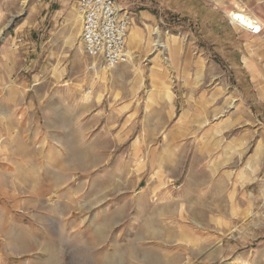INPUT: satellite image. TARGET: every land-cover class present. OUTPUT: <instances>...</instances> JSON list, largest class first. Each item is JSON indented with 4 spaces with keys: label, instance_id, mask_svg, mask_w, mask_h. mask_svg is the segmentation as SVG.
<instances>
[{
    "label": "rangeland",
    "instance_id": "1",
    "mask_svg": "<svg viewBox=\"0 0 264 264\" xmlns=\"http://www.w3.org/2000/svg\"><path fill=\"white\" fill-rule=\"evenodd\" d=\"M117 2L106 69L76 0H0V264H264V0Z\"/></svg>",
    "mask_w": 264,
    "mask_h": 264
},
{
    "label": "built area",
    "instance_id": "2",
    "mask_svg": "<svg viewBox=\"0 0 264 264\" xmlns=\"http://www.w3.org/2000/svg\"><path fill=\"white\" fill-rule=\"evenodd\" d=\"M121 11L117 0H76L84 52L111 67L129 59L126 42L129 19L125 11ZM254 23L256 25L247 29L251 35L261 32L262 25Z\"/></svg>",
    "mask_w": 264,
    "mask_h": 264
},
{
    "label": "bare ground",
    "instance_id": "3",
    "mask_svg": "<svg viewBox=\"0 0 264 264\" xmlns=\"http://www.w3.org/2000/svg\"><path fill=\"white\" fill-rule=\"evenodd\" d=\"M228 16L230 17L232 23L237 24L239 27H241V28H243L245 30H247L250 27H253L254 25H256V23H254V21L258 22V20L254 16L247 14L245 12V9H243L238 4L235 5L234 9H231V10L228 11ZM77 19H78V22H79V17H77ZM133 33L134 32L132 30H130V32L128 34V44L130 46L131 45L134 46L136 43H138V41H137L138 39H137V37L134 36ZM150 34H156V37L151 38L152 39L151 40L152 41V45H154L155 48H160L162 51H166V50L169 51L170 50L171 43L169 42L168 38H166L165 41L161 40L160 31L158 30L157 27L156 28H152L150 30ZM78 37H79V35H78ZM80 40H81V37H80ZM126 41H127V37H126ZM80 44L82 45V41L80 42ZM82 48H83V46H82ZM128 52H129V49H128ZM104 67H106V69H109V68H114L116 66L111 67V66H108L106 63H104Z\"/></svg>",
    "mask_w": 264,
    "mask_h": 264
},
{
    "label": "crops",
    "instance_id": "4",
    "mask_svg": "<svg viewBox=\"0 0 264 264\" xmlns=\"http://www.w3.org/2000/svg\"><path fill=\"white\" fill-rule=\"evenodd\" d=\"M242 8H243V7H242ZM243 9H244V8H243ZM246 13H247V12H246ZM254 17H255V16H254ZM255 18H256V17H255ZM256 19H257V18H256ZM257 20H258V19H257ZM258 22H259V20H258ZM263 27H264V26H263ZM129 28H130V27H129ZM149 28L151 29V27H149ZM261 29H262V28H261ZM128 32H129V31H128ZM133 34H134L135 37L138 38V43H136L135 46H132V45H131L130 48L133 49V50H135V49H139V48L141 47V45L143 44L144 40H143L141 34L136 33V32H134ZM257 35H259V34H257ZM69 37H70V36H69ZM69 37H68V39H69ZM167 38H168L169 42H173V43H171V44L174 45V38H176V35H174V34H170V33H167ZM147 40H148V42L151 41V40H150V37H149ZM131 49H130V50H131ZM260 150H261V148L259 147V149L257 150V154L254 153V156L251 157L250 160H248V161H249V164H251L252 160H259V158H260ZM253 158H255V159H253Z\"/></svg>",
    "mask_w": 264,
    "mask_h": 264
}]
</instances>
